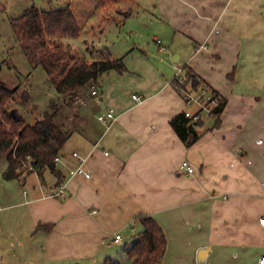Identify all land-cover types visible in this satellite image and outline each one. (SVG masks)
Segmentation results:
<instances>
[{
	"label": "crops",
	"instance_id": "obj_1",
	"mask_svg": "<svg viewBox=\"0 0 264 264\" xmlns=\"http://www.w3.org/2000/svg\"><path fill=\"white\" fill-rule=\"evenodd\" d=\"M130 10L123 20L145 10L167 29L170 45L156 37L149 45L164 65L158 76H127L124 55L127 71L102 77L90 97L96 104L85 108L114 119L97 117L61 149L64 163L91 174L71 177L57 164L66 196L53 195L59 185L50 170L10 180L8 162L0 170V264L117 260L142 230L140 214L165 230L161 264H257L264 255V0H135ZM185 65L227 102L221 126L203 121L190 147L170 125L186 109L172 84ZM185 160L192 174L179 169Z\"/></svg>",
	"mask_w": 264,
	"mask_h": 264
},
{
	"label": "trees",
	"instance_id": "obj_2",
	"mask_svg": "<svg viewBox=\"0 0 264 264\" xmlns=\"http://www.w3.org/2000/svg\"><path fill=\"white\" fill-rule=\"evenodd\" d=\"M17 40L27 57L35 66H42L48 80L56 88L60 97H68L67 105L73 108L75 102L86 97L94 90L97 91L104 75L116 71L125 73L127 67L122 57L103 56L89 60L86 55L72 52L65 39L78 37L82 32L75 12L71 6L57 9H27L13 22ZM90 56V55H89ZM184 76L172 80L173 87L179 94L186 96L190 91H209L217 104L209 115L214 119L211 128L221 126V115L226 107V99L220 97L216 90H212L203 79L189 66L183 67ZM2 64L0 63V73ZM17 90H11L0 83V159H6L8 166L3 173L5 179L19 178L27 170H50L58 179V185L64 181V174L58 169L55 158L72 135L56 121L60 104L51 100L48 110L29 124L20 114L18 108L13 107L17 101ZM25 95V97H23ZM21 99L28 100L23 94ZM17 110L19 120L12 115ZM170 125L181 141L190 147L200 137L203 119L193 121L185 116L184 111L170 120ZM142 230L135 236L134 242L124 247L131 264H161L167 250V236L164 228L155 217L140 214L136 217ZM51 231L53 224L41 225ZM102 264H122L117 260L107 258Z\"/></svg>",
	"mask_w": 264,
	"mask_h": 264
},
{
	"label": "rangeland",
	"instance_id": "obj_3",
	"mask_svg": "<svg viewBox=\"0 0 264 264\" xmlns=\"http://www.w3.org/2000/svg\"><path fill=\"white\" fill-rule=\"evenodd\" d=\"M68 5L73 8L82 32L78 37L65 39L64 45L78 55H86L89 60L103 54L115 57L125 55L130 66L128 73H125L127 76L146 78L148 71L158 76L157 69L164 65L160 57L162 53L152 54L149 45L155 43L156 38L162 39L165 46L170 45L171 41L163 23L159 19L150 21L152 17L145 10L123 20L127 12L131 11L130 8L135 6V0H0V83L11 90H17V101L13 107L19 109L29 124H34L48 110L51 100L55 99L60 104L56 121L69 131L79 132L88 129L92 122L97 121L98 116H94L85 107L94 106L98 97L90 98V93L76 101L73 108L69 107L71 105H67L68 97L57 95L56 88L49 82L43 67L35 66L27 59L17 40L13 24L29 8L48 10ZM138 47L147 48V51ZM23 94L28 95L27 101L21 99ZM79 108L80 115L77 113ZM189 108L193 110L196 107L193 105ZM202 119L206 123L209 121L210 115L207 111L202 112ZM6 163V159H0V170L6 167ZM47 178L52 177L48 174ZM123 253L121 251L122 258L116 256L117 261L131 264V260Z\"/></svg>",
	"mask_w": 264,
	"mask_h": 264
},
{
	"label": "built area",
	"instance_id": "obj_4",
	"mask_svg": "<svg viewBox=\"0 0 264 264\" xmlns=\"http://www.w3.org/2000/svg\"><path fill=\"white\" fill-rule=\"evenodd\" d=\"M157 43L160 44L161 40L158 39ZM92 93L96 94L97 91L94 90ZM133 99L138 102L141 101V97L139 95H133ZM184 100L186 104V109L184 110L185 116L187 118H191L193 121L201 120L202 112L207 111L208 113H210L212 108L217 104V101L215 99H212V96L206 90H202L200 92L190 91L186 94V96L184 97ZM193 105L198 108L196 111H193L194 109L191 110L189 108L190 106H193ZM112 119H114V113L112 111H109L107 113H104L98 116V120L104 124H107V123L109 124V121ZM72 156L73 158L78 159L81 162L84 161V158L80 156V154L76 151L72 153ZM55 162L56 164H59V163L63 164L68 169V174L71 177L77 176V175H83L89 178L91 176L90 173L86 172L83 169L82 165L71 166L69 163H64L60 155H58L55 158ZM179 169L182 171H186L189 174H192L194 172V168L186 160L180 164ZM67 189H68L67 183L62 182L58 186V188L56 189L53 195L64 197L66 196ZM260 223L264 227V216L260 218ZM121 239H122L121 235L116 236V240H121ZM257 264H264V255H261L259 257Z\"/></svg>",
	"mask_w": 264,
	"mask_h": 264
},
{
	"label": "water",
	"instance_id": "obj_5",
	"mask_svg": "<svg viewBox=\"0 0 264 264\" xmlns=\"http://www.w3.org/2000/svg\"><path fill=\"white\" fill-rule=\"evenodd\" d=\"M11 113H12V115L14 116V118H15L16 120H19V117H20V116H19V114L17 113V110L14 109V110H12Z\"/></svg>",
	"mask_w": 264,
	"mask_h": 264
}]
</instances>
